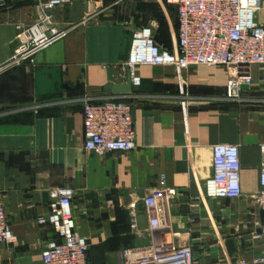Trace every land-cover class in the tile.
Instances as JSON below:
<instances>
[{
	"label": "crops",
	"instance_id": "0c3cea01",
	"mask_svg": "<svg viewBox=\"0 0 264 264\" xmlns=\"http://www.w3.org/2000/svg\"><path fill=\"white\" fill-rule=\"evenodd\" d=\"M139 1L67 0L49 12L50 26L65 34L13 62L19 35L41 12L35 0H0V201L12 233L11 242L0 245V264H41L53 232L36 220L48 213L54 190L64 186L74 190V229L88 241L89 262L95 264V242L114 231L129 232L131 214L140 230L146 228L142 199L162 182L176 190L165 206L168 227L193 243L199 264L223 254L220 237L233 239L230 255L260 254L252 232L264 144V65L253 67L252 83L239 101L224 98L229 72L220 65L185 71L139 65V86L114 93L128 78L133 31L153 26L139 15ZM168 36L167 43L158 36L156 41L173 49L175 22ZM117 95L134 104L135 147L93 154L83 146L82 104ZM216 144L238 147V199L205 195Z\"/></svg>",
	"mask_w": 264,
	"mask_h": 264
},
{
	"label": "built area",
	"instance_id": "2783aa9c",
	"mask_svg": "<svg viewBox=\"0 0 264 264\" xmlns=\"http://www.w3.org/2000/svg\"><path fill=\"white\" fill-rule=\"evenodd\" d=\"M125 0H115V4ZM175 7L176 39L173 49L159 44L154 26H142L132 33L125 72L132 86H139L136 74L139 65H171L178 71L192 67L225 66L229 75L224 98L239 101L242 85L252 83L254 66L264 65V19L256 14L264 11V0H165ZM41 12L37 23L20 34L12 61L30 58L65 34L50 26L49 12L67 0H35ZM134 104L127 95L106 96L85 100L82 104L83 146L96 155L107 152H126L135 147ZM183 114L185 105H181ZM262 157L259 173L260 194L253 237L258 238L261 252L246 259L227 253L225 240L220 239L223 254L209 264H264V144L259 146ZM213 175L205 184V195L210 198L238 199L241 196L240 160L234 144L212 147ZM176 190L164 182L142 199L147 218L146 228L140 230L131 214L130 231L151 240L117 252L112 264H199L194 245L181 234L170 231L165 206ZM74 190L59 187L51 195L48 213L37 218L40 226L52 228V236L40 252L41 264H90L89 247L85 238L76 234L72 217ZM260 228V233L257 229ZM169 236V239H167ZM12 233L0 201V245L8 244ZM226 251V252H225Z\"/></svg>",
	"mask_w": 264,
	"mask_h": 264
},
{
	"label": "rangeland",
	"instance_id": "374dc122",
	"mask_svg": "<svg viewBox=\"0 0 264 264\" xmlns=\"http://www.w3.org/2000/svg\"><path fill=\"white\" fill-rule=\"evenodd\" d=\"M161 1H163L162 3L164 4H161L160 0H140L138 3L137 11L138 13H141H139V15L143 17L147 16L152 20V24L153 26H155L156 35L167 43L169 41L168 30L174 26L175 22V7L171 3H166L165 0ZM256 17L258 21L263 20L264 11H258ZM233 202H231V205L233 204ZM229 204L230 203H228L227 205ZM102 234L104 235V233ZM167 239H169V236H167ZM147 241H149L147 235L145 237H142L135 234L134 232H131L130 230L129 232L114 231L110 239L95 242V264L115 263L117 252L120 249L139 245ZM88 247L90 249L89 244Z\"/></svg>",
	"mask_w": 264,
	"mask_h": 264
},
{
	"label": "water",
	"instance_id": "95a60500",
	"mask_svg": "<svg viewBox=\"0 0 264 264\" xmlns=\"http://www.w3.org/2000/svg\"><path fill=\"white\" fill-rule=\"evenodd\" d=\"M241 89L246 90V89H248V86L242 85ZM131 90H132V85H131L129 78H127L125 84L117 85V86H114L112 88V91L114 93H129V92H131ZM2 110H3V108H0V111H2ZM259 213H260V220L262 222L264 219V211L260 210ZM256 231H257V233H260L261 230H260V228H258ZM225 247H226V251L229 253H232L234 251V242H233L232 238H228L225 240ZM88 255H89V253H88Z\"/></svg>",
	"mask_w": 264,
	"mask_h": 264
},
{
	"label": "trees",
	"instance_id": "16d2710c",
	"mask_svg": "<svg viewBox=\"0 0 264 264\" xmlns=\"http://www.w3.org/2000/svg\"><path fill=\"white\" fill-rule=\"evenodd\" d=\"M155 39H157V35H156V33H155ZM165 47V46H164Z\"/></svg>",
	"mask_w": 264,
	"mask_h": 264
}]
</instances>
